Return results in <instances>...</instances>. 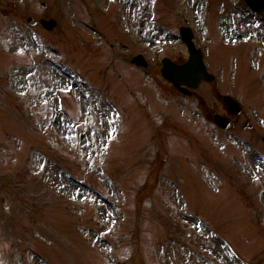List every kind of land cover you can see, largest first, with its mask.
I'll use <instances>...</instances> for the list:
<instances>
[{
    "label": "rangeland",
    "instance_id": "obj_1",
    "mask_svg": "<svg viewBox=\"0 0 264 264\" xmlns=\"http://www.w3.org/2000/svg\"><path fill=\"white\" fill-rule=\"evenodd\" d=\"M55 2L0 0V264H264V19L243 0ZM184 22L224 57L234 130L212 87L186 97L158 71L187 57Z\"/></svg>",
    "mask_w": 264,
    "mask_h": 264
},
{
    "label": "water",
    "instance_id": "obj_2",
    "mask_svg": "<svg viewBox=\"0 0 264 264\" xmlns=\"http://www.w3.org/2000/svg\"><path fill=\"white\" fill-rule=\"evenodd\" d=\"M246 2L249 4V6L261 14L264 15V0H246ZM28 22L31 24H35L36 22L29 18ZM40 23L43 25L44 28L47 30H53L57 26V22L55 20H45L42 19ZM181 33L183 36L184 41L187 43V45L190 48L191 51V59L190 61L185 64L184 66H176L169 60H164V67L162 69L163 76L171 81L175 86L180 88V82H182L185 79L193 81V83L190 85L192 87L197 86V84L203 79L206 78L207 80H212V76L208 77L207 74H204L206 71L205 65L203 63L202 58V52L200 50H196L195 45L192 42L193 39V33L188 28H182ZM199 57V58H198ZM134 62L141 66H146V62L144 61L143 57H137L134 59ZM200 73L201 75L197 76H188L189 74H196ZM227 103L229 104V109L234 114H239L240 109L237 108V103L232 101L230 97L226 98ZM215 123L223 129H228L231 126V122L227 120L226 118H223L219 115H216L214 117ZM84 139V137H83ZM85 142V139H84Z\"/></svg>",
    "mask_w": 264,
    "mask_h": 264
},
{
    "label": "flooded vegetation",
    "instance_id": "obj_3",
    "mask_svg": "<svg viewBox=\"0 0 264 264\" xmlns=\"http://www.w3.org/2000/svg\"><path fill=\"white\" fill-rule=\"evenodd\" d=\"M188 58H189V57H179V59H178V63H180V64L185 63V62L187 61ZM205 58H206V57H205ZM223 58H224V57H218L217 60H215L214 66H212V63H210V61H208V59H207V60H206V64H207V67H208L209 71H210V72H213V71L216 72V70H217V65H218V61H219L220 59H223ZM207 85H212V86H213V84L201 83V86H207ZM201 86H200V87H201ZM224 88H225V87H224ZM215 92L218 94V97H219V99H220V102H221L220 104H221L222 108H225L224 103H223V96H222V92H221V90H220V89H215ZM216 104H217V103H216ZM263 104H264V103H263ZM263 108H264V106H263ZM212 112H214V111L212 110ZM225 113H226V112H225ZM225 113L223 112V113H221V114H223V115H225V116H228V114H227V113L225 114ZM243 116H244V114L241 115V116H239V117H237V118H232L233 121H234V128L237 127V126L240 124L241 119H242ZM243 127H244V128H248V129L251 130V131L254 130V127H252V125H251L248 121H246V122L244 123ZM251 139L253 140L254 138L251 136ZM259 139H260V141L263 143V146H264V136L259 137Z\"/></svg>",
    "mask_w": 264,
    "mask_h": 264
},
{
    "label": "trees",
    "instance_id": "obj_4",
    "mask_svg": "<svg viewBox=\"0 0 264 264\" xmlns=\"http://www.w3.org/2000/svg\"><path fill=\"white\" fill-rule=\"evenodd\" d=\"M10 192L13 194H19L20 190H25L26 194L28 196H31L33 194V191L30 188H24V187H20L19 183L16 182V184L9 188ZM45 192H49L48 189H45ZM23 261V256L21 254H16V256L14 257V255L12 257H7L5 264H21V262Z\"/></svg>",
    "mask_w": 264,
    "mask_h": 264
},
{
    "label": "snow or ice",
    "instance_id": "obj_5",
    "mask_svg": "<svg viewBox=\"0 0 264 264\" xmlns=\"http://www.w3.org/2000/svg\"><path fill=\"white\" fill-rule=\"evenodd\" d=\"M20 51H21V53H23V49H21Z\"/></svg>",
    "mask_w": 264,
    "mask_h": 264
}]
</instances>
